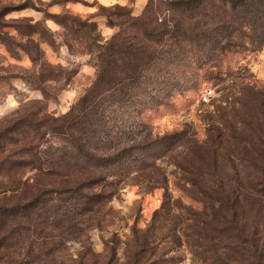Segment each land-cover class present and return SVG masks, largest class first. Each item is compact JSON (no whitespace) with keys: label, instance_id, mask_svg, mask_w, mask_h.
I'll list each match as a JSON object with an SVG mask.
<instances>
[{"label":"trees","instance_id":"obj_1","mask_svg":"<svg viewBox=\"0 0 264 264\" xmlns=\"http://www.w3.org/2000/svg\"><path fill=\"white\" fill-rule=\"evenodd\" d=\"M103 16L107 27L118 29L105 42L92 37L96 25L88 20L71 16L59 20L94 57L95 78L85 94L58 117L46 114L40 102H29L0 119V231L9 225L0 232L4 264H41L39 256L55 255L57 246L35 256L34 236L67 240L102 231L111 215L110 204L120 186L133 181L130 178H141L146 191L165 185V175L155 163L176 146L182 148L176 163L187 174L184 180L196 189L193 208H180L193 262L264 264V221L260 222L264 205L257 202L264 201V91L254 87L259 111L250 119L258 124L241 120L239 126L228 122L210 130L217 138L211 143L216 148H235L223 159L228 167L231 158L237 160L239 169L232 168L231 175L209 171L205 159L189 151L182 136L152 140L146 134L136 143V134L147 130L144 121L138 116L124 120L111 109L113 104L122 108L124 103L130 107L159 103L161 92L154 93H159L156 100L146 92L155 79L145 76L153 70L158 76L167 57L192 53L207 42L219 52L263 48L264 0H147L138 16L131 6L119 5ZM137 89L145 91L139 100L133 95ZM159 145L164 153L155 150ZM144 150L152 151L151 163L137 161L138 154L132 158ZM156 214L145 228L131 226L123 263L112 239L104 242L105 260L92 264L166 263L155 238ZM89 250L88 246L77 261H70L85 264Z\"/></svg>","mask_w":264,"mask_h":264},{"label":"rangeland","instance_id":"obj_2","mask_svg":"<svg viewBox=\"0 0 264 264\" xmlns=\"http://www.w3.org/2000/svg\"><path fill=\"white\" fill-rule=\"evenodd\" d=\"M62 1L64 0H0V119L29 102H40L46 114L61 116L91 86L96 71L94 57L87 53L75 35L59 24L62 17L88 20L96 25L92 37L105 42L118 31L117 28L111 29L106 25L103 15L109 8L115 5L131 6L138 13L146 2L83 0L79 6ZM215 46L214 43L207 42L193 48L192 53L167 57L159 66L162 72L158 76H154L155 70L146 74L145 78L155 79V83L146 91L149 93L148 97L156 100L159 93H154L161 92L159 103L138 104L133 107L124 103L122 108L113 104L111 109L116 116L121 113L120 117L124 120L128 116H138L144 121L147 130L136 134V143L143 141L146 134L152 140L182 136L186 141V148L198 152L197 155L200 154L205 159L209 171L218 175H231L234 173L232 168L239 169L238 162L231 158L233 164L228 167L224 165L223 159L224 156L230 157L235 148H216L211 143L217 141V138L210 130L220 124L227 125L228 122L231 127L239 126L241 120L246 123L252 121L254 125L259 123L250 117L259 111L254 87L264 91V47L257 51L248 48L219 52L212 50ZM159 76L163 78L156 82ZM162 81L163 84H160ZM166 81L168 82L164 84ZM207 88L213 93L209 103L203 104L201 93ZM143 92V89H137L133 91V95L139 100L143 98ZM155 150L158 153L165 151L162 145L155 147ZM181 151L182 148L176 146L173 150L166 151L165 157L155 163L157 171L165 175V185L159 183L154 189L146 191L141 178H130L133 181L120 186L121 189L110 204L111 215L102 231H87L84 236L71 235L67 240L51 239L44 235L34 236L32 245L35 256L57 246L54 256H39L40 263L73 264L71 261H77L88 246L90 250L84 263L92 264L94 260L103 262L106 255L104 242L112 239L117 242L118 257L120 263H123L131 226H149L157 212L155 238L161 242L160 249L164 251L163 258L166 260L164 264H195L185 243L184 230L187 222L180 208H193L195 204L191 201V196H196V189L184 180L187 174L176 163L181 159L178 155ZM135 154H138L137 161L143 158L145 162H152L148 157L152 154L151 150L133 153L132 158ZM192 159L196 160L194 156ZM131 176L137 177L135 173ZM144 191L147 193L142 194ZM257 202L260 206L264 205V201ZM251 203L253 204L252 201L250 205ZM262 220L264 221V212L260 214V222ZM8 226L5 224L0 232H4ZM12 250L17 254L15 247ZM3 254L5 252L0 251V264H4L6 260Z\"/></svg>","mask_w":264,"mask_h":264},{"label":"built area","instance_id":"obj_3","mask_svg":"<svg viewBox=\"0 0 264 264\" xmlns=\"http://www.w3.org/2000/svg\"><path fill=\"white\" fill-rule=\"evenodd\" d=\"M213 91L210 88L204 89L201 93V101L203 104H208Z\"/></svg>","mask_w":264,"mask_h":264},{"label":"crops","instance_id":"obj_4","mask_svg":"<svg viewBox=\"0 0 264 264\" xmlns=\"http://www.w3.org/2000/svg\"><path fill=\"white\" fill-rule=\"evenodd\" d=\"M115 1H117V0H115ZM123 1H125V0H123ZM146 2H147V0H146ZM146 2L144 3L143 7H142L141 10L139 11L140 13H141L142 9L144 8ZM68 4H70V5H79V6H80V3H68ZM139 12L137 13V12H136V9H135V8L133 9V15H136V16H137V15L140 14Z\"/></svg>","mask_w":264,"mask_h":264}]
</instances>
